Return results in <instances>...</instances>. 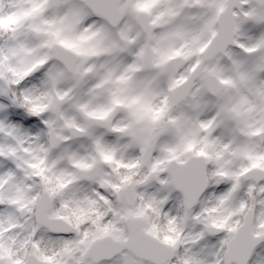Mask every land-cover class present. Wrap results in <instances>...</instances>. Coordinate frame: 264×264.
Instances as JSON below:
<instances>
[{
	"label": "snow or ice",
	"instance_id": "6c2138e0",
	"mask_svg": "<svg viewBox=\"0 0 264 264\" xmlns=\"http://www.w3.org/2000/svg\"><path fill=\"white\" fill-rule=\"evenodd\" d=\"M0 264H264V0H0Z\"/></svg>",
	"mask_w": 264,
	"mask_h": 264
}]
</instances>
